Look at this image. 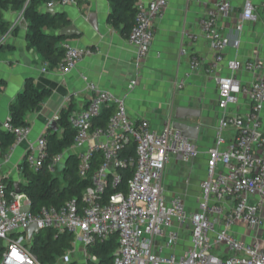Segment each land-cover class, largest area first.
<instances>
[{"label": "built area", "instance_id": "1", "mask_svg": "<svg viewBox=\"0 0 264 264\" xmlns=\"http://www.w3.org/2000/svg\"><path fill=\"white\" fill-rule=\"evenodd\" d=\"M79 1L47 0L43 7H64ZM169 1L136 0L135 23L127 37L135 52V78L130 80L129 89L139 81L155 38L156 21L164 16ZM261 9L264 14V0ZM230 12L229 2L218 0L197 21L200 35L209 41L214 52L206 68L208 73L215 71L224 60L227 47L239 46V39L223 34L220 28L219 22L228 18ZM255 19L253 2L244 0L235 24L236 32L243 31L244 21ZM61 45L65 48L63 61L52 69L62 74L93 54L87 47ZM200 67L198 58L189 59L190 70ZM226 67L229 74L215 78L217 105L223 113L216 121L214 144L204 151L206 171L200 182L201 198L196 210H189L179 195L167 197L162 179L169 158L179 156L188 162L200 153L196 145L172 123L153 129L148 120L133 119L123 98L88 83L86 106L70 111L67 120L75 130L72 147L76 149L80 176L89 174L94 153H100V162L90 174L91 184L82 192L81 204L71 199L58 207H42L32 213L24 194L7 192L0 161V239L4 245L0 264H43L27 245L30 242L27 234L21 232L31 224H36L38 229L71 233L73 242L85 246L116 234L118 248L113 264H264V243L260 238L264 221V119L261 115L264 62L255 52L250 57L228 59ZM48 68L44 62L43 70ZM240 73L249 75V80H243ZM184 86V80L175 83L176 89ZM241 98L250 103L245 114L225 112ZM109 105H114V111L106 125H94L93 119ZM2 128L13 133L12 145L28 142L24 161L30 168L37 170L45 165L48 151L44 135L31 140L29 125L13 126L8 119ZM228 130L233 132L231 139L225 136ZM129 142L134 144L132 155L124 151ZM64 158V152L53 156L49 169L56 170ZM127 167L132 169V176L126 192L104 195L109 185L115 187L119 182L120 170ZM235 224L251 230L252 238L234 236L230 227ZM183 225L190 228L188 247L180 253L163 254L161 249H173L179 239L178 227ZM221 247L228 253L226 259L215 253Z\"/></svg>", "mask_w": 264, "mask_h": 264}, {"label": "crops", "instance_id": "2", "mask_svg": "<svg viewBox=\"0 0 264 264\" xmlns=\"http://www.w3.org/2000/svg\"><path fill=\"white\" fill-rule=\"evenodd\" d=\"M147 3L148 0H141ZM218 0H170L164 16L156 21L155 38L149 54L144 61L139 81L132 89L128 88L135 78L133 60L134 47L127 37L113 28L108 22L110 5L108 0H80L76 4L54 10L65 13L68 25H75L78 34L65 37L62 43L76 47H87L93 51L91 56L81 60L75 68L62 74L48 68L43 70V62L33 48H27V21L22 9L9 8L3 11V18L8 25L0 33V79L5 85L0 91V128L9 117V104L22 90L25 80L31 78L38 88H49L50 95L43 101L37 112L28 113L26 121L31 128L30 139L35 140L46 133H55L52 122L61 109L67 106L70 111L83 109L87 104V84L94 83L99 88L110 91L116 97L123 98L129 115L135 119H146L153 129H160L168 123L174 124L175 109L188 106L199 109L200 117H186L185 122L199 125L196 138L190 139L200 153L188 162L179 156H171L163 171L164 194L167 197L179 195L189 210H196L201 198L200 182L205 177L206 156L204 151L214 144L217 118L222 112L218 107V86L216 77L227 75L226 61L230 58L250 57L255 52L264 62V14L262 0H251L255 6L254 21H244L243 31L237 33L235 24L240 18L244 0H227L231 7L229 17L220 23L223 34L232 39H239L238 48L227 47L224 60L218 68L208 73L206 68L214 52L209 41L200 35L197 25L199 17ZM42 10L46 8L42 5ZM60 32V31H59ZM197 36L189 39L186 34ZM196 57L201 62L197 70H190L189 59ZM264 72V68H263ZM243 80L249 75L240 73ZM178 80H184L185 86L175 88ZM69 101L66 102V99ZM250 108V103L241 98L238 104L229 105L225 112L243 115ZM264 119V108L262 110ZM56 133L62 130L56 120ZM231 139L233 132H225ZM28 142L11 145L5 152L0 149L2 174L6 184L24 181L21 164L28 150ZM76 151L68 147L65 155ZM264 209V205H263ZM179 239L173 249H161L163 254L180 253L188 247L190 228L188 225L178 227ZM230 232L239 238L250 240L253 236L247 227L235 224ZM264 243V221L260 232ZM222 259L228 257L224 247L215 251Z\"/></svg>", "mask_w": 264, "mask_h": 264}, {"label": "trees", "instance_id": "3", "mask_svg": "<svg viewBox=\"0 0 264 264\" xmlns=\"http://www.w3.org/2000/svg\"><path fill=\"white\" fill-rule=\"evenodd\" d=\"M47 0H0V33L8 29L3 18V11L14 8L22 9L27 21V48H33L39 59L48 63L49 68H54L63 61L65 48L61 42L65 37L59 31L69 24L65 13L58 11L51 15L42 10L43 3ZM110 11L108 22L117 29L121 35L128 36L135 23L137 11L136 0H108ZM5 85V80L0 79V91ZM49 88H38L33 80H25L24 86L15 99L9 104L8 122L13 126L28 125L26 115L40 110L43 101L50 95ZM114 111V105L103 107L97 117L93 119L94 125L105 126ZM70 109H61L57 122L62 132L60 135L46 133L48 159L45 165L37 170L32 169L23 161L21 174L24 179L19 184L20 193L24 194L30 203L32 213L38 212L42 207H58L67 200L75 199L81 204L82 192L91 184L90 174L100 162V153H94L92 168L85 177L80 176L77 170L78 158L74 152L67 153L64 158V166L60 170H50L48 164L53 156L63 153L73 144L75 130L70 126L67 116ZM14 135L11 131L0 128V149L5 152L11 147ZM124 151L132 155L134 144L129 142ZM124 152V153H125ZM120 180L113 187L109 185L104 195L113 192L125 193L128 181L132 176L131 168L120 170ZM7 192L15 191L13 183L6 185ZM74 236L71 233H58L51 228L41 229L33 234L27 245L43 264H54L58 257L64 256L73 248ZM0 239V257L4 251V245ZM118 248L117 235L111 234L103 240H97L87 246L90 255L87 264H113ZM91 257H94L93 259ZM65 264H78L75 261H67Z\"/></svg>", "mask_w": 264, "mask_h": 264}, {"label": "water", "instance_id": "4", "mask_svg": "<svg viewBox=\"0 0 264 264\" xmlns=\"http://www.w3.org/2000/svg\"><path fill=\"white\" fill-rule=\"evenodd\" d=\"M46 12L53 15L55 14L57 11L54 10L53 8H48L46 9ZM59 34L63 37H72L78 34L77 28L75 27V25L71 24V25H67L64 28H62L59 32ZM200 113L201 111L199 109L193 108V107H188V106H178L175 109V113H174V118L178 121H176L173 125L174 127L181 131L182 135L188 139H195L196 138V134L199 128V125H190L187 124L185 122H181L182 120H185L186 117H193V118H198L200 117ZM56 120H53L52 122V130L53 132H56ZM64 166V162L60 163V165L58 166V170L61 169V167ZM15 187V192L16 193H20V189H19V183H15L14 184ZM41 231V229H38L36 224H31L29 226H27L25 229H23L21 232L22 233H26L28 236V239H31L33 234H37Z\"/></svg>", "mask_w": 264, "mask_h": 264}, {"label": "rangeland", "instance_id": "5", "mask_svg": "<svg viewBox=\"0 0 264 264\" xmlns=\"http://www.w3.org/2000/svg\"><path fill=\"white\" fill-rule=\"evenodd\" d=\"M3 244V243H2ZM90 255L87 252V246L80 242H73V248L67 251V253L56 259L54 264H65L67 261H75L78 264H87ZM93 259V257H91Z\"/></svg>", "mask_w": 264, "mask_h": 264}]
</instances>
